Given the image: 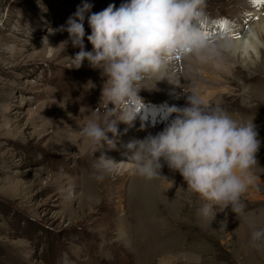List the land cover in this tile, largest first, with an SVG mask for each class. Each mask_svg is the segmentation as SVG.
I'll return each instance as SVG.
<instances>
[{
    "label": "rangeland",
    "instance_id": "obj_1",
    "mask_svg": "<svg viewBox=\"0 0 264 264\" xmlns=\"http://www.w3.org/2000/svg\"><path fill=\"white\" fill-rule=\"evenodd\" d=\"M126 2L0 0V264H264V243L259 249L250 244L254 228L264 229V66L257 73L255 58L244 62L237 56L234 76L208 68L202 82H191L192 96L207 109L256 125L261 147L255 185L242 197L244 216L228 209L202 217L204 201L186 192L183 177L167 165L161 187L164 196L176 194L169 203L143 191L145 179L137 180V173L109 193L116 177L99 159L114 153L118 139L101 147L81 135L92 112H103L106 77L87 60L73 68L71 58L80 49L66 29L78 8L91 5L84 46L93 51L88 17ZM251 3L204 0L207 36L248 30L259 16ZM152 84L143 82L138 103L159 104L164 130L175 118L170 110L188 106V98L159 99ZM118 130L123 136L125 129Z\"/></svg>",
    "mask_w": 264,
    "mask_h": 264
},
{
    "label": "clouds",
    "instance_id": "obj_2",
    "mask_svg": "<svg viewBox=\"0 0 264 264\" xmlns=\"http://www.w3.org/2000/svg\"><path fill=\"white\" fill-rule=\"evenodd\" d=\"M203 4L204 0H129L119 8L110 5L88 17L91 35L87 39L93 51H85L84 46V19L91 5L77 9L66 29L72 46L80 49L71 58L73 68L79 69L87 60L106 77L103 112L101 107L93 111L81 129L85 142L101 147L115 144L118 125H132L141 110L138 102H142L139 93L144 81L162 78L165 65L177 55L203 58V38L192 26L202 15ZM170 111L175 118L161 133L128 145L129 163L149 180L161 177L167 165L183 177L186 192L204 201L202 217L230 209L240 219L246 207L242 197L255 185L253 169L261 147L256 125L238 122L220 108L207 109L196 96L188 97V106ZM99 160L111 169L122 164L103 156ZM262 243L264 229L254 228L251 246L259 249Z\"/></svg>",
    "mask_w": 264,
    "mask_h": 264
},
{
    "label": "bare ground",
    "instance_id": "obj_3",
    "mask_svg": "<svg viewBox=\"0 0 264 264\" xmlns=\"http://www.w3.org/2000/svg\"><path fill=\"white\" fill-rule=\"evenodd\" d=\"M251 5H254L256 13L259 14V16L256 22L250 26L248 30L246 29L247 31L243 28L240 29V27H237V29L230 30L231 32H225L222 30L217 34L213 33L211 36H207L203 26V13L199 19L193 21L192 26L200 33L205 45L203 49V58L194 56L192 54L187 56L177 55L173 61L165 65L161 73L162 78L157 77L148 79L149 84H152V81L155 80L157 84L156 92L161 97L159 99H163L165 101L175 100L178 102L179 100H182V96H184L185 99L189 96H192L191 82H202L204 78L203 76L208 71V68L214 72L222 71L227 75L232 73L234 76V71L238 68L235 67L237 56L238 58L243 59L244 62L248 60L253 62L255 58L256 60H254L253 65L255 66L254 68L257 70V73H259L260 67L264 66V47H261V45L264 43V40H261L264 35V0H252ZM188 69L192 71L189 72ZM185 93L188 94L187 97L185 96ZM158 105V103L154 105L139 104L141 107L139 115L141 116H137L132 125L124 123L118 125L120 130L125 129V133L123 136H118V144L114 150V153L110 151L104 157L114 161L115 163H122L117 168H109L110 170H108V173H110L111 176L116 177H114L116 179L114 180L115 185L110 184L111 191H109V193H113L112 196L116 193L115 188H118L122 185V183H124L127 175H130L131 173H137L135 165L133 163H129V157L132 155V153L129 151L128 145L142 141L148 136H156L163 131V129L158 125L159 118L157 116V111L155 110ZM115 151L122 152L121 156L117 157V153L115 154ZM105 170L103 172H105ZM116 172H118V174H116ZM160 174L161 177L151 180L146 179L139 174L138 177L136 176L135 178H137V180H139L138 178L145 179H142L146 183H144L145 185L143 187V191L153 194L154 198L156 196L158 197L163 195V197L161 196L162 200L166 203H169L172 198L176 197V194L170 198L169 196H164L166 192H164L163 188L161 187L163 171H161ZM134 183H136L135 180ZM157 189H160L159 194ZM134 207L135 206L131 208ZM126 227L127 226H125V230ZM122 234V238L125 240L127 233L124 231V229H121V235Z\"/></svg>",
    "mask_w": 264,
    "mask_h": 264
}]
</instances>
